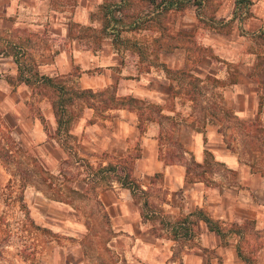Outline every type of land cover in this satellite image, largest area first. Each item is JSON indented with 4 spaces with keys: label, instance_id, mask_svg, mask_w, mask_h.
<instances>
[{
    "label": "crops",
    "instance_id": "1",
    "mask_svg": "<svg viewBox=\"0 0 264 264\" xmlns=\"http://www.w3.org/2000/svg\"><path fill=\"white\" fill-rule=\"evenodd\" d=\"M105 1L0 0V120L9 133L53 173L67 157L54 135L56 120L50 99L39 93L40 87H46L38 81L30 84L19 79L21 65L23 76L32 79L35 69L50 76L73 75L82 88L115 86L117 95H133L160 104L161 112L178 120L175 134H184L185 130L189 134L185 142L181 135L178 138L186 158L192 155L203 162L208 151L235 175L231 183L216 175L209 183L205 179L189 180L185 157L180 156L182 159L176 162L158 156L156 118L146 120L140 130L136 110L118 107L98 117L93 108L84 107L69 127L76 138L77 154L93 164L91 159L103 151L118 155L114 156L118 159L129 151L130 141L141 137L133 174L147 189L150 176L163 171L167 191L159 204L170 218L188 215L193 221L192 233L186 238H173L169 229L160 225V219L152 217L153 213L142 215L140 201L128 187L111 180L105 186L94 187L93 200L104 211L112 229L106 245L113 258L88 257L83 245L88 229L84 228L86 217L80 202L50 197L34 182H28L22 191L24 201L40 218L53 220L49 221L53 230H68L73 235L71 247L64 250L71 257L61 264H246L242 257L246 249L240 244L242 238L250 237L240 226L246 218L252 220L260 239L256 264H264V168L261 163L259 168L245 160L239 148L227 145L218 119L208 110L202 114L201 120H206L202 129L196 128L194 122L189 127L185 120H197L190 104L193 99L182 92L172 95L181 86L177 76L167 70L187 67L208 85L206 101L218 93L222 103L247 125L263 127L264 40L253 33L264 26V0H250L249 15L242 22L238 17L229 20L236 0H205V7L210 6L209 15L229 20L216 26L200 21L193 4L170 8L150 18L143 27L122 29L115 41L102 29L101 6ZM150 5L145 0L140 9L123 10L135 13ZM21 26L34 31L28 46L16 32ZM28 48L35 62L32 70L21 56ZM187 101L188 111L176 106V102ZM259 139L263 160L264 130H260ZM107 162L103 158L98 163ZM84 175L72 179V187L78 192L75 194L82 196L88 192ZM8 179L10 173L0 161V184ZM42 205L44 209L46 205V211ZM197 208L216 220L220 231L210 229L204 219L193 214Z\"/></svg>",
    "mask_w": 264,
    "mask_h": 264
},
{
    "label": "trees",
    "instance_id": "2",
    "mask_svg": "<svg viewBox=\"0 0 264 264\" xmlns=\"http://www.w3.org/2000/svg\"><path fill=\"white\" fill-rule=\"evenodd\" d=\"M148 2L151 4L148 8H144L142 11L131 13L124 12L123 10L124 5L127 4V0H106L101 6L104 17L102 29L106 33L111 34L115 41L122 29H136L143 27L150 18L167 11L170 8H183L192 4L196 6V14L199 20L204 24L213 26L223 25L235 17H238L239 22H242L249 15V6L251 3L250 0H236L232 17L229 20H218L213 15H209L204 12L203 8L205 7V0H148ZM253 35L264 40V26L260 27L258 31L253 33ZM16 60L19 62L18 58H16ZM30 68L31 66L28 67V69ZM167 70L170 71L171 74L177 76V80L181 86V88L178 90L172 91V95H175L176 92H182L187 98L193 99L195 101L199 99L203 100V98L205 100V97H207L205 90L208 85L201 83V78L188 70L187 67L175 70L167 68ZM32 75L33 79L36 80H33L29 76H23V67H21V65L18 66L19 79H23L30 84H32L34 81H38L39 83L43 84V86L47 87L46 89L40 88V91L41 93L47 95L50 99L56 120L54 135L57 138L62 131H64L67 136L74 137V135L69 132L70 122L74 116L79 114V110H81L82 107H91L100 114L108 109L128 107L129 109L136 110L139 120L138 126L140 130L143 129V123L146 120H152L156 118L160 125L158 134L159 138H164L168 141L173 140L172 138L174 137L177 121L172 118L170 114L161 112L160 104L145 102L143 99L133 95H117L115 86L110 88L107 87L102 89H93L91 87L82 88L76 83L68 84L66 82V77L68 75L50 76L39 74L36 69ZM212 79L213 81L217 80L215 77H212ZM170 87L172 90L174 89L173 84H170ZM212 96L214 100H205L206 104H200L203 114L206 110H208L209 114L217 118L219 117L218 113L221 112L222 114H226L230 120H235L239 126H244L247 129L249 128L254 130L255 133L252 136L254 138L255 144V142H257L259 139L260 130H264V126L262 127L256 124L250 127L242 119L238 118L229 107L222 103V96L220 94L214 93ZM74 103H78L79 107L78 110L73 114L70 112L69 106H73ZM164 119L171 121L169 124V129L165 128L162 124V120ZM219 129L223 131L222 126H220ZM240 133L242 135H246L242 131H240ZM8 136L10 137L9 134ZM60 143L67 152V157L60 161L61 165L64 163H67V165L70 163L72 165H83L86 170V181L88 183L90 181L95 182L96 179H104L108 180L109 182L111 180L119 181L123 186H126L131 190L132 195L136 200H138L136 194H140L141 196L144 195L142 206L150 207V209L146 212L142 209V215L145 216V214H148L149 212H151V214L155 213L154 209L151 208V205L148 203L146 198L147 189L142 187L140 181L133 174V160L127 161L124 157H120L114 161L110 160L105 164L98 163L97 165H94L87 158L78 155L76 150L72 149L70 146L65 145L63 142ZM175 144L179 148V155L185 157L186 159V178L189 180H204V173L207 170L212 171V168L209 165L210 160H213L212 155L206 151V157L204 158L203 162H199L196 161L192 155L189 158H186L184 154L185 147L183 143L176 141ZM227 145L229 146L230 142H227ZM9 151H11V149L7 148L0 152V158L5 162L16 161V174L18 175L21 184V191L19 193V199L21 201L23 198L22 189L28 182H34L36 186L40 187L42 190H44V192L50 193V197L64 199L60 194L61 192H59L61 189H59V186L63 184L61 183L63 181L60 179V176L53 174V172L44 166L42 161L37 156L26 151L25 149H22L20 146L18 147L19 158H16V156L11 154ZM164 161L167 160L164 159ZM213 162L215 163L217 161ZM63 166H61L60 169H63ZM157 173L158 172H155L154 175ZM191 173L193 175H191ZM50 187L53 189L52 191L49 190ZM68 189L71 194L78 193L72 187V185H70ZM21 204L24 206V202H21ZM158 211L160 213L163 212L161 208ZM193 214L204 219L210 229L220 231L219 224L216 222V220L209 216L202 208H197ZM28 219L33 224L35 223L32 218ZM192 222V219H190L188 215H179L175 218H170L169 214L166 212H164L160 218V225L167 227L171 233V236L175 239L188 237L192 233ZM35 225L37 227H42L39 224ZM155 231L157 232V230ZM157 233L160 234L159 232ZM242 257L246 264H255L247 255L242 254Z\"/></svg>",
    "mask_w": 264,
    "mask_h": 264
},
{
    "label": "rangeland",
    "instance_id": "3",
    "mask_svg": "<svg viewBox=\"0 0 264 264\" xmlns=\"http://www.w3.org/2000/svg\"><path fill=\"white\" fill-rule=\"evenodd\" d=\"M145 4V0H127V4L124 5L126 9L132 8H141ZM96 5H94V8ZM210 6H206L204 8V12L209 14ZM95 21V18L92 20ZM16 32L21 34L24 39L22 42L27 46L30 44L34 37H32L33 30H28L26 27L21 26L18 28ZM30 48L24 49L23 54L21 55L23 59L26 61V66H31V70L34 67L33 64L35 62L32 59V55L30 54ZM257 71V69H256ZM32 72V71H31ZM258 72V71H257ZM75 78L73 75H68L66 77V82L68 84L75 83ZM42 88V87H40ZM47 88V87H46ZM41 93V92H39ZM199 99L197 101L193 100L192 103L188 102H176V106L180 108H184L185 110H190L188 103L192 104V109L195 110V119L197 120H185L188 123L189 127H191V123H195V127L198 129L203 128V111L201 109L200 104H206V101ZM214 100V99H213ZM177 101H180L179 99ZM227 101V100H226ZM201 102V103H200ZM218 104V103H217ZM216 104V105H217ZM184 105L186 107H184ZM188 106V107H187ZM79 104L74 103V105L69 106V110L71 113H75L78 110ZM176 107V108H177ZM84 107L79 110V114L74 116L71 120L70 124H72L78 117L82 114ZM108 111V110H106ZM96 115L105 116V111L100 114L96 112ZM219 117H217L220 126H222L223 131H221L224 135V139L226 142H230V147H237L240 149L243 158L245 160H251L254 163V166L260 168L261 166L264 168V159H260V139L255 142L253 134L255 133L252 129H247L244 126H239L235 120H230L226 114L218 113ZM162 124L165 128L169 129L170 120H162ZM178 121V120H176ZM183 121V120H182ZM158 128V132L160 130V125L156 124ZM154 128L151 126V130ZM240 131L244 132L246 135H242ZM10 135V137L8 136ZM183 138V142L188 140V135L186 134V130L184 134H175L172 138L173 140H165L164 138H159L158 144H160V149L158 150V156L161 159H165L167 161H176L182 159L179 155V148L175 144L176 141L181 142L178 138ZM59 142L65 143V145L70 146L72 149L77 148L76 138L67 136L64 131H62L59 135ZM142 142L141 137H137L130 141L128 152H125L124 157L127 161L135 159V156L140 154V143ZM182 143V142H181ZM18 140L9 133L6 125L0 120V152L4 149H11V154H14L16 158L18 156ZM113 155L109 154L106 151L98 154V157L91 159L95 165L100 162L103 158H105V162L109 160H115L116 158ZM0 161L6 166L10 173V179L4 184H0V264H61L62 261L66 259H70L71 255L65 254L64 250L67 247L68 249L71 247L73 235L65 230H53L50 226L52 223L48 218L42 219L39 215H36V211L32 209L29 205L28 201H22L19 199V193L21 191V184L18 175L16 174V161L5 162L0 158ZM217 160H210L209 165L212 168V171H206L204 173V179L208 181H212V176L216 175L220 180H223L225 183H231L234 177V171L230 170L226 165L221 162H213ZM261 161V162H260ZM71 164V163H70ZM64 163L63 165H59L56 170H54L55 175L60 176L63 184L59 186V192L64 199L75 198L74 201L80 202L81 212L85 215L86 219L84 220V228L88 229L87 234L83 238L84 249L86 250V254L88 257L97 258L98 256H102L103 258H113L110 248L107 247L106 241L110 236L112 231L110 224L107 218L104 216V211L101 207H99L96 202L93 200V188L94 186H105L110 182L104 179H96L94 181H90L88 183V192L82 196L80 194H71L69 192L68 187L72 185V179L76 176H84L86 174V170L83 165H70ZM63 166V169L60 167ZM71 166V167H70ZM134 167V163H133ZM14 174H13V173ZM155 172H158L154 175ZM149 179V185L147 186V194L146 198L148 203L151 205L156 213L152 215L153 218L160 219L162 214H164L165 210L162 205L159 203L166 196V188L164 187V183L166 179L164 177L163 171L157 170L155 171ZM214 172V173H213ZM83 173V174H80ZM63 174V175H62ZM191 175H193L191 173ZM190 175V176H191ZM63 177V178H62ZM18 178V180H17ZM19 183V185H17ZM32 183V182H30ZM57 183V182H56ZM63 186V187H62ZM48 188V187H47ZM50 191L53 189L50 187ZM23 191V189H22ZM23 193V192H22ZM47 194H49L47 192ZM136 197L140 201L141 207H143V211H148L150 207L142 206V200L144 195L136 194ZM24 202V206L21 204ZM44 211L47 210L45 205ZM161 208L163 211L160 213L158 210ZM32 218L34 220V224L28 219ZM35 224H39L42 227H37ZM242 229L248 233L250 237L242 238L240 244L246 249L245 255L250 257V259L256 264L257 261V249L258 244H260V239H258V232L254 229V224L251 219L246 218L240 224Z\"/></svg>",
    "mask_w": 264,
    "mask_h": 264
}]
</instances>
